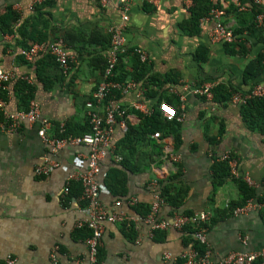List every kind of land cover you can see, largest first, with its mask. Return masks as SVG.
<instances>
[{"label": "crops", "instance_id": "crops-1", "mask_svg": "<svg viewBox=\"0 0 264 264\" xmlns=\"http://www.w3.org/2000/svg\"><path fill=\"white\" fill-rule=\"evenodd\" d=\"M30 1L0 0V68L12 74L3 98L4 110L12 113L23 108L25 82L30 86L31 100L50 120L47 134L56 136L61 123H73L75 127L67 136L74 137L89 129L90 112L103 114L111 99L126 110L127 127L140 130L127 147L121 143L126 131L119 123L112 129L111 149L99 161L96 180L108 189L104 185L106 174L120 165L123 153L129 156V166L124 196H114L109 190L99 194L106 211L122 212L132 219L139 216L134 207H150L154 195H160L159 181L163 180L171 182L175 190L179 188V196L184 197L179 213L212 214L206 229L211 259L221 260L230 251L263 248L264 202L251 198L258 205L232 214L226 204L239 206L238 184L230 176L216 184L212 165L223 151H229L237 161L240 177L248 176L251 183L246 182L254 195L264 197V132L248 126L242 114L244 103L231 100L235 92L228 101L219 102L214 94L208 99L196 89L210 81L232 85L242 95L255 85L264 87V70L254 85L243 77L246 63L264 53V28L256 24L251 10L252 5L261 6L264 14V0H209L224 9L220 20L239 31L232 44L242 42L244 52L231 43L211 40L216 19L204 16L195 30L187 28L193 0H128L124 29L128 51L117 67L118 73H129L136 58L133 49L147 53V73L137 81L142 93L117 91L118 96L112 93L101 101L94 100L92 93L103 79L109 47L107 27L117 24L124 12L118 0L107 4L99 0H51L33 9ZM253 22L256 31L250 32ZM56 40L63 42L69 55L66 72L49 53L39 52L31 59L22 53L34 43ZM204 53L206 59L200 60L198 54ZM128 80L131 78L124 81ZM162 101L173 105L179 118L162 120L159 128L143 135L145 118L158 111ZM135 102L143 109L133 107ZM37 129L36 123L25 122L13 132L0 128V264H7L8 258L13 259L12 264L85 261V237L77 232L85 227H78L85 218L80 208L83 201H67L63 192L68 175L85 169L89 148L68 143L52 152ZM46 159L56 165L47 175H38L35 168ZM132 198L137 202L132 203ZM173 210L161 201L157 217L168 219L177 213ZM103 228L100 264H178L182 253L193 245L188 229L168 228L150 236L149 225L140 220L104 221Z\"/></svg>", "mask_w": 264, "mask_h": 264}, {"label": "built area", "instance_id": "built-area-1", "mask_svg": "<svg viewBox=\"0 0 264 264\" xmlns=\"http://www.w3.org/2000/svg\"><path fill=\"white\" fill-rule=\"evenodd\" d=\"M51 0H31L30 8L33 9L35 5L41 4ZM102 4H107L111 0H99ZM154 2L156 0H149ZM128 0H118V3L124 9V12L120 16V21L115 25L107 27L109 34V47L105 56V65L103 68V79L98 84L97 88L92 93L93 99L101 101L112 95L114 91L119 93H126L129 90H136L137 95L142 93L141 88L138 86V82L131 79L128 81H117L113 79L114 69L117 64L120 55L127 53L128 48L125 41L124 29L128 20V16L125 13L127 11ZM256 3L259 0H255ZM240 8L245 9L241 6ZM224 9L219 7H212L207 16L204 18L216 19L215 25L210 32V38L212 41L220 42H233L236 40V35L233 30L227 27L220 18L224 14ZM257 25L264 28V14L258 13L255 17ZM39 52L49 53L53 55L56 62L62 68L64 72L69 68V55L61 40H56L49 43H34L29 48L22 51L23 55L27 59H31ZM133 53L137 54L141 62H148L149 58L147 53L141 48H134ZM12 79V74L0 68V88L7 90V85ZM219 84L218 81H210L202 84L196 89V92L205 96L208 99L213 97V89ZM264 97V87L262 85H255L249 92L242 95L239 92L233 93L231 97L234 103H245L248 98L251 97ZM4 99L0 96V111L3 112L4 119L0 122V128L3 131L13 132L16 131L22 123L34 124L38 126L37 134L41 139L50 146L52 152L62 147L65 144H84L89 148L86 167L83 170H77L68 175L66 179V186L64 188V197L68 194L69 185L72 181L79 182L81 185V194L77 198L78 201H83L84 204H80L81 211L84 213L85 218L78 223V227H87L89 234L85 237L84 242L87 247V254L85 261H75L73 264H100L99 249L102 245L103 235V222H123L126 220L144 221L149 225V235L153 236L156 231H163L168 228H175L178 230L193 228V238L200 244L204 245V251H200L198 247L192 245L181 255L182 264H258L264 262V247L248 252L230 251L221 260H213L209 256V247L206 238L207 223L212 217L210 211H199L192 213H174L172 217L158 218L157 209L162 200L159 194L154 195V199L149 207V211L145 215H139L132 219L124 213H109L100 204L98 197L103 191L107 192L108 189L102 188L99 182L96 180V175L99 172V161L110 151V134L116 123H119L123 131H127L126 124V110L122 109L119 105L114 104L109 99L105 105L103 114L91 111L89 114L90 131L79 136L69 137L65 136L66 126L61 123L58 127L59 136H49L47 130L50 127V120L41 114L40 108L35 101H29L27 109H20L12 113H8L4 110ZM91 106V103H87ZM135 108L143 109L140 102H135L132 105ZM158 109L162 115L168 119L179 118L176 108L166 101H162L158 104ZM147 112V110H144ZM61 135V136H60ZM158 136L159 133H154ZM117 160H121L120 156L116 157ZM219 161L227 162L229 166L230 176L233 178H242L244 181L251 183L248 176L240 177L237 170V161L229 151H223L216 157ZM56 163L51 160H47L45 164L39 165L35 168V172L38 175H47L49 171L55 166ZM132 203H136L137 199L132 198ZM258 203H254L253 199H248L245 204L241 206H229V211L232 214L238 215L245 213L252 209ZM52 260L55 261V257L52 254ZM13 259L8 258L7 264H12Z\"/></svg>", "mask_w": 264, "mask_h": 264}, {"label": "trees", "instance_id": "trees-1", "mask_svg": "<svg viewBox=\"0 0 264 264\" xmlns=\"http://www.w3.org/2000/svg\"><path fill=\"white\" fill-rule=\"evenodd\" d=\"M212 7H220V6L217 3L215 4L210 3L209 0H193V3L189 8L190 17L185 22L187 28L189 30H195L198 20L201 17L207 16ZM251 10L254 19L258 13L263 12L262 7L257 5L255 6L252 5ZM249 31L250 32L256 31L255 22L252 23V26L249 28ZM233 32L235 33V35L239 34L238 30L235 31L233 30ZM236 40H238L237 36H236ZM230 43L232 44V42ZM230 43L225 42V44L227 45H229ZM230 46H234V47L239 46L241 51L244 52V44L242 42H236L235 44H232ZM201 51L202 50H200V52ZM123 55L119 56L117 63L121 61ZM134 55H136L135 56L136 58L132 64L129 73H126L123 70H119L118 73L119 68L117 67L116 64L113 75L114 80L124 81L127 79V77H130L131 79L139 81L145 77L148 69L147 64L146 62H141L137 54ZM198 58L200 60H205L206 59L205 53L203 55L198 54ZM263 70H264V53H258L254 58L250 59L246 63L243 69L244 81L246 83H250L251 85L256 84L257 77L263 72ZM23 83H24L23 84L24 88H22V90L25 94H27V96L25 97V104L22 109H27L29 105V101L32 99V96L28 95V92L30 90L29 84H26L25 82ZM233 92H236V89L232 85L218 84L213 89L214 100L219 102H226L229 100ZM114 93L116 94L115 96L119 95L117 91H114L113 94ZM6 94H7V90L0 88V96L2 98H5ZM242 114L249 127L257 128L259 131L264 132V97L254 96L248 98L246 102L242 105ZM3 119H4L3 114L0 111V121H2ZM145 119L146 121L144 122V125H147V128L141 129L143 135L147 134V132L159 128L162 120L171 122L175 118H171V119H168L166 117L163 118L161 116L160 110L158 109V111H154L150 116L146 117ZM74 127L75 125L73 123H67L66 132L64 135L65 136L71 135V131ZM89 130H90V125L87 131ZM139 130L140 129H135L132 126H129L127 128V131L125 132L124 137L121 139V143L128 147L129 142L133 141L134 138L137 137V135H139L138 133ZM83 133L85 132L79 133V135ZM56 135L59 136L57 130H56ZM128 162H129V156L123 153L122 160L120 161V165L110 169L106 174L104 185L108 188L109 192L114 196L119 197V196H124L126 194L125 181L127 174L125 170L129 166ZM212 171L214 174V181L216 184L222 183L224 179L230 176L229 166L225 161H219V160L214 161L212 165ZM233 179L236 180L238 184V190L240 195V201L238 202L239 206L245 204V202L248 199L254 197L256 198V200L260 202H264V197H260V196L258 197L254 195V191L251 189L250 186H248L247 182L244 181L242 178H233ZM159 185L161 189L160 196L162 197V200L168 205L172 206L173 209L178 212V208L184 200L183 196H179L180 189L177 188V190H175V187L171 182L168 183V182H164L163 180L159 181ZM81 190L82 188L80 183L72 181L69 185V191L68 194L65 196V199L69 201L70 199L78 198L79 195L81 194ZM172 190H175L174 194L171 193ZM83 203L84 202H82L81 205ZM134 209L138 214L145 215L149 211V206L146 208L144 205L139 204L138 206L134 207ZM180 213H188V212H180ZM130 230L134 232L133 231L134 229L131 225H130ZM188 230L191 234L193 233V228H188ZM77 232L81 233L82 236L86 237L89 234V229L87 227L78 228ZM191 241L193 245H195L200 249V251H204V245L200 244L194 238ZM178 264H182L181 259L178 261Z\"/></svg>", "mask_w": 264, "mask_h": 264}]
</instances>
